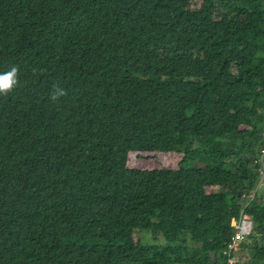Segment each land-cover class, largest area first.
Returning a JSON list of instances; mask_svg holds the SVG:
<instances>
[{
    "label": "trees",
    "instance_id": "16d2710c",
    "mask_svg": "<svg viewBox=\"0 0 264 264\" xmlns=\"http://www.w3.org/2000/svg\"><path fill=\"white\" fill-rule=\"evenodd\" d=\"M12 66L0 264H264V0H0Z\"/></svg>",
    "mask_w": 264,
    "mask_h": 264
},
{
    "label": "built area",
    "instance_id": "2783aa9c",
    "mask_svg": "<svg viewBox=\"0 0 264 264\" xmlns=\"http://www.w3.org/2000/svg\"><path fill=\"white\" fill-rule=\"evenodd\" d=\"M257 163L260 164V173L261 180L264 177V149L259 155ZM235 232L232 237V241L228 245V249L224 251L226 254L230 255L234 250L238 248V245L243 241L244 238L251 232L253 227V221L250 216L245 213H242L240 220L235 224ZM233 258H230L229 262L232 264L234 261Z\"/></svg>",
    "mask_w": 264,
    "mask_h": 264
},
{
    "label": "clouds",
    "instance_id": "9594fccd",
    "mask_svg": "<svg viewBox=\"0 0 264 264\" xmlns=\"http://www.w3.org/2000/svg\"><path fill=\"white\" fill-rule=\"evenodd\" d=\"M19 68L12 66L9 70L0 72V95L7 96L18 85ZM67 95L66 90L60 86H54L49 94V98L53 101Z\"/></svg>",
    "mask_w": 264,
    "mask_h": 264
},
{
    "label": "rangeland",
    "instance_id": "374dc122",
    "mask_svg": "<svg viewBox=\"0 0 264 264\" xmlns=\"http://www.w3.org/2000/svg\"><path fill=\"white\" fill-rule=\"evenodd\" d=\"M199 7H200V3H193V5H192L193 9H199ZM182 158H183V154H181V153H179V154H177V153L167 154V157H166V159H165L163 164H164L165 167L178 168ZM214 189L218 190L217 187H215ZM137 236L143 238L144 241L151 240L153 238V234L150 233V232H146V231L138 232L137 234H135V237H137ZM250 242H251V240H249L246 237V238L243 239V241L241 243L245 244V243H250ZM241 243L239 245H241ZM232 261H234V260H232Z\"/></svg>",
    "mask_w": 264,
    "mask_h": 264
}]
</instances>
